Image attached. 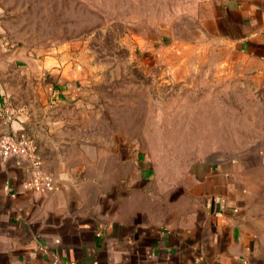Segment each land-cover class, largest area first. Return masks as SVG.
Returning <instances> with one entry per match:
<instances>
[{"label": "crops", "instance_id": "0c3cea01", "mask_svg": "<svg viewBox=\"0 0 264 264\" xmlns=\"http://www.w3.org/2000/svg\"><path fill=\"white\" fill-rule=\"evenodd\" d=\"M203 9L201 30L264 71V0ZM35 49L20 48L16 79L0 83V133L32 138L54 189L26 186L27 160H0V264H264V210L240 162L162 171L118 126L79 125L102 120V106L86 109L98 96ZM8 102L22 111L9 116Z\"/></svg>", "mask_w": 264, "mask_h": 264}, {"label": "rangeland", "instance_id": "374dc122", "mask_svg": "<svg viewBox=\"0 0 264 264\" xmlns=\"http://www.w3.org/2000/svg\"><path fill=\"white\" fill-rule=\"evenodd\" d=\"M208 1L0 0V83L16 79L18 50L36 47L98 96L86 109L102 106V120L79 125L118 126L162 171L240 162L264 210V71L201 30Z\"/></svg>", "mask_w": 264, "mask_h": 264}, {"label": "built area", "instance_id": "2783aa9c", "mask_svg": "<svg viewBox=\"0 0 264 264\" xmlns=\"http://www.w3.org/2000/svg\"><path fill=\"white\" fill-rule=\"evenodd\" d=\"M4 108L8 115H14L22 111V107L6 103ZM10 156L23 158L29 163V176L25 184L33 189H54L52 175L42 166L41 157L34 149L32 138L25 133L12 135L7 132L0 133V160H6Z\"/></svg>", "mask_w": 264, "mask_h": 264}]
</instances>
